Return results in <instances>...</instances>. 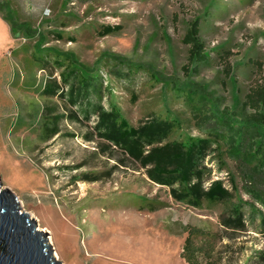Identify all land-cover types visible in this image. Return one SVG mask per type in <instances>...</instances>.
Wrapping results in <instances>:
<instances>
[{"label": "rangeland", "instance_id": "rangeland-1", "mask_svg": "<svg viewBox=\"0 0 264 264\" xmlns=\"http://www.w3.org/2000/svg\"><path fill=\"white\" fill-rule=\"evenodd\" d=\"M0 7L2 188L9 187L38 229L48 232L57 259L189 264L182 252L193 227L201 230L200 264H264V200L248 192L245 164L226 138L205 163L230 199L205 200L197 208L175 201L168 187L119 150L101 154L103 142L86 138L96 118L70 119L74 108L65 97L47 92L61 83L65 64L55 52L70 53L84 72L109 83L102 103L117 105L131 125L156 115L175 122L172 140L205 138L195 114L205 105L227 114L264 83V0H0ZM10 16L23 27L16 33ZM194 22L209 59L187 73L184 38ZM123 63L138 67L131 82L112 72ZM190 88L197 93L188 95ZM57 116L60 133L47 138ZM108 170L111 176L102 180L81 177ZM237 205L244 229L222 222Z\"/></svg>", "mask_w": 264, "mask_h": 264}, {"label": "trees", "instance_id": "trees-1", "mask_svg": "<svg viewBox=\"0 0 264 264\" xmlns=\"http://www.w3.org/2000/svg\"><path fill=\"white\" fill-rule=\"evenodd\" d=\"M9 19L14 33L23 28L15 23L12 16ZM199 26L198 22H194L184 38L190 46L188 65L184 66L187 73H197L200 65L209 59L204 42L199 37ZM55 54L58 58H64L65 64L60 74L61 83L54 81L47 92L51 96L65 97L66 104L74 108L66 115L70 119L80 122L96 118L93 131L86 138L87 141L98 138L103 142L101 154L119 150L125 160H131L135 166L144 169L151 181L168 187L175 201L199 208L205 200L225 202L230 199V191L224 186L223 180H212V168L205 163L207 157L219 151L217 148L221 147V141L226 138L224 142L228 150L233 156L242 157L245 164L246 176L251 182L248 192L256 195L259 201L264 200V83L253 87L244 103L227 114L219 113L209 105L195 114L198 130L207 137L172 140L175 128L173 120L152 115L137 125H131L117 105L112 103L107 107L102 103L106 94L110 96L109 83L105 87L97 72H84L79 67L81 63L70 53ZM48 56L46 53L41 58ZM57 57L53 63L60 61ZM137 71L138 67L125 63L112 69L117 80L129 82ZM173 87L178 92L183 89L177 83ZM196 93L194 88L188 90L190 96ZM58 119L59 116L49 122L52 128L47 138L60 133ZM125 160L121 162L124 164ZM109 171L85 173L81 177L88 181H98L110 177ZM207 180H211L209 186H206ZM222 222L227 227L244 229L242 206H234L231 214ZM261 224L264 226V217ZM200 233V229L191 227L184 241L182 257L189 264H200L199 254L202 249L196 243Z\"/></svg>", "mask_w": 264, "mask_h": 264}, {"label": "water", "instance_id": "water-1", "mask_svg": "<svg viewBox=\"0 0 264 264\" xmlns=\"http://www.w3.org/2000/svg\"><path fill=\"white\" fill-rule=\"evenodd\" d=\"M0 179V264H64L57 259L48 232L24 211L16 194Z\"/></svg>", "mask_w": 264, "mask_h": 264}]
</instances>
